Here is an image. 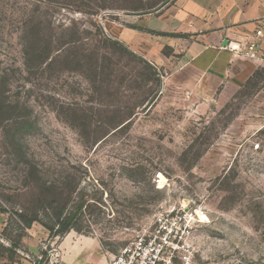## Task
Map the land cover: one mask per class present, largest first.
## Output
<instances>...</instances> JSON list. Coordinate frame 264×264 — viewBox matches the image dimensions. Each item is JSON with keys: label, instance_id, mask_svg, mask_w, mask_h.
I'll use <instances>...</instances> for the list:
<instances>
[{"label": "rangeland", "instance_id": "1", "mask_svg": "<svg viewBox=\"0 0 264 264\" xmlns=\"http://www.w3.org/2000/svg\"><path fill=\"white\" fill-rule=\"evenodd\" d=\"M187 1L0 0L2 257L107 264L173 231L174 264H264V70L171 60Z\"/></svg>", "mask_w": 264, "mask_h": 264}, {"label": "crops", "instance_id": "2", "mask_svg": "<svg viewBox=\"0 0 264 264\" xmlns=\"http://www.w3.org/2000/svg\"><path fill=\"white\" fill-rule=\"evenodd\" d=\"M190 2L186 13L181 16L177 14V19L184 17L189 20V17L193 16L195 24L202 25L201 31L191 37L193 39L185 50L177 49L178 52L170 56L171 60H178L181 57V61L186 65L202 68L203 71L225 72L229 65H232L233 70L240 73L243 60L249 58L246 55L247 45L254 41L257 43L258 58L249 61L253 70H264V0H190ZM173 42L174 39L168 46L176 47ZM230 43L239 47V51L235 53L234 50L227 48ZM32 237L27 241V248L33 253H40L38 241L31 239ZM83 252L82 248H78L73 255L67 256L62 264H82ZM2 256L4 255H0L1 263L17 264L16 258ZM88 256L93 262V256L90 254Z\"/></svg>", "mask_w": 264, "mask_h": 264}, {"label": "built area", "instance_id": "3", "mask_svg": "<svg viewBox=\"0 0 264 264\" xmlns=\"http://www.w3.org/2000/svg\"><path fill=\"white\" fill-rule=\"evenodd\" d=\"M258 34L261 35L260 32ZM227 48L237 52L240 49L232 43ZM256 48L257 43L254 41L249 43L246 48V55L253 60L258 58ZM172 232L167 231L165 235H161L162 231H157L154 239H136L113 256L107 264H174L175 242L171 239ZM188 261L189 256L186 255L184 264H190Z\"/></svg>", "mask_w": 264, "mask_h": 264}, {"label": "trees", "instance_id": "4", "mask_svg": "<svg viewBox=\"0 0 264 264\" xmlns=\"http://www.w3.org/2000/svg\"><path fill=\"white\" fill-rule=\"evenodd\" d=\"M6 108V107H5ZM3 111V110H1ZM84 205V202L82 203V205L80 206V209L83 207ZM20 219V222L23 224L22 226L25 227V228H30L31 225L35 222V221H38L37 218L35 219H31V218H28L26 217L25 215H22V214H18L17 215ZM58 229H56L55 226H50V225H47V224H44V227L47 228L51 234H53V237L54 236H62V235H65L66 233H68L69 231H71L72 229L75 228V224H76V214H72L70 215L68 218H62V215H58Z\"/></svg>", "mask_w": 264, "mask_h": 264}]
</instances>
